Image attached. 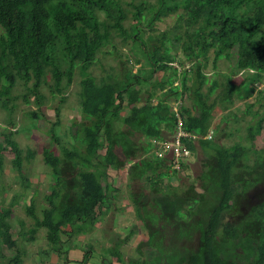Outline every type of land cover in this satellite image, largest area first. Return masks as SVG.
I'll use <instances>...</instances> for the list:
<instances>
[{"label": "trees", "instance_id": "trees-1", "mask_svg": "<svg viewBox=\"0 0 264 264\" xmlns=\"http://www.w3.org/2000/svg\"><path fill=\"white\" fill-rule=\"evenodd\" d=\"M172 15H176V21L171 30L156 41H141L142 24L148 16L151 19L147 26L152 30L155 22ZM127 19L131 20L128 29L124 25ZM118 37L124 42L145 45L144 66L136 72L130 70L119 77L97 81L88 70ZM176 51L182 53L187 64L179 62ZM222 58L232 63L227 74L217 71ZM175 62L182 71L173 66ZM209 62L213 79L204 71ZM167 71L170 74L165 75V80L152 81L158 72ZM76 72L81 77L80 109L88 124L76 129L72 149L60 148L75 173L73 202H68L69 193L61 187L63 178L55 156L44 151V163L51 169L59 191L48 198L41 217L36 216L33 204L27 207L33 227L22 233L26 240H33L37 230L44 229L49 249L66 254L61 250L62 233L68 237L81 235L98 223L116 192L111 186L103 192L100 183L108 168L120 164L115 151L131 158L140 150L127 137L129 131L124 133L126 148L118 144L113 136L115 124L131 127L145 123L149 139L148 145L141 147L145 153H149L151 139L162 140L180 125L184 132L198 137L195 141L183 139L191 153L196 152L197 145L212 153L213 170L202 174L198 188L188 185L177 190L170 185L179 174L169 172L166 161L154 156L152 162H142L141 175L148 185L153 191L161 188V196L154 199V211L145 217L146 222L150 227L166 223L172 232L168 251L151 252L150 261L144 260L146 255L143 260H135V264H163L160 254L167 264H264V201L255 204L246 220H239L244 197L264 185V144L253 149L256 136L251 127L247 129V146L236 143L224 147L203 138L211 128L216 105L228 108L255 93L264 100V92L256 90L264 84V0H0V110L6 112L9 124L19 99L13 96L17 84L26 93L34 94L40 109L44 102L42 86H47L52 96L64 99L62 96L72 85ZM238 74L242 78L236 84L233 77ZM165 89L177 99H188L190 109L172 112L163 93ZM142 92L147 99L138 106ZM125 107L130 113L122 118ZM250 107L248 104V113ZM253 115L258 118L256 126L263 130L264 111ZM31 116L39 118L36 111ZM55 116L54 125L59 123V108ZM53 139L60 144L57 136ZM34 155L27 149L11 161L22 181L26 180L23 164ZM251 155L254 169L248 162ZM137 168L136 164L131 165V170ZM165 180L170 185L160 187ZM140 205L144 207L145 203ZM11 213V208L0 211V244L16 249V240L10 233ZM137 217H141L139 209ZM160 228L149 231L148 243L155 242V234L164 230L163 225ZM164 240L160 238L161 242ZM174 243L180 246L172 249ZM143 244L140 242L139 246ZM236 249L248 259L246 262L237 261L240 254ZM0 257L5 260L3 264H22L21 253L13 258ZM115 258L121 261L119 251ZM86 260L87 256L83 261ZM67 263L65 259L63 264Z\"/></svg>", "mask_w": 264, "mask_h": 264}, {"label": "rangeland", "instance_id": "rangeland-1", "mask_svg": "<svg viewBox=\"0 0 264 264\" xmlns=\"http://www.w3.org/2000/svg\"><path fill=\"white\" fill-rule=\"evenodd\" d=\"M122 1L130 2L131 0ZM150 19L151 16H148L142 24L141 41H146L148 38L151 40L153 38V41H156L159 36L171 30L176 21V15L168 16L155 22L151 27L152 30L147 26ZM129 21L131 20L127 19L124 24L126 29L130 27ZM143 46L140 43L133 44L130 40L124 42L120 37L115 38L113 46H107L98 55L96 62L89 68L88 72L97 81L108 80L112 76L119 77L130 70L136 72V70L144 66L143 54L147 50ZM176 56L179 62L187 64L180 51H176ZM211 58L212 54L210 53V60ZM230 64L232 63L224 58L220 59L217 71L227 74ZM173 66H177L179 72L182 71V68L176 62ZM188 67L189 65L185 66L186 69ZM204 71L210 79L215 78L212 76L210 62ZM168 74H170L169 71L166 74L158 72L152 78V81L165 80V75ZM216 78L221 79L220 77ZM241 78L240 74L235 75L233 82L238 84ZM80 79V74L76 72L72 85L62 96L64 99L52 96L48 87L43 85L41 92L44 95V102L40 109L36 107L34 94L26 93L19 83L13 91V96L19 97V99L15 102L16 107L10 119V124L8 123L9 117L6 112L0 110V134L2 133L0 135V156H2L0 211L4 212L6 209L11 208L12 213L9 217L10 233L17 243L16 249H10L0 244V255L6 258H13L17 253H21L22 264H62L65 259H70L74 263L73 260L78 258L84 260L85 256L92 259L91 261H99L101 264H115V257L119 248L123 253L121 258L123 264H135L136 259L138 260L140 257L139 260H143L146 255H148L147 259L144 260L150 261L153 256V253L149 256L151 252L158 250L162 252L168 251L169 233L172 230L166 223H159L154 225V227H150L146 222L145 217H148L154 211V199L161 196V188L153 191L151 186L148 185L149 182L145 180V176L141 175L144 172L142 162H152L154 160L153 147H149V153L141 150V147L147 146L149 142L146 136L147 125L141 122L131 127L119 123L115 124L113 136L118 144L124 149L126 148L127 138L124 133L129 131L127 132V137L132 139L140 150L136 152L137 155L135 157L131 158L120 152V150L119 152L115 151L120 164L117 168H108L106 176L100 180L103 192L107 191L108 186H111L116 191L113 199L110 200L109 206L102 211V216H100L98 223L86 228L81 235L68 237L65 232L62 233L61 240L64 244L61 250L63 252L66 251V254L53 252L49 249L44 229L37 230L33 240H26L22 235V233H26L33 227V220L27 214V207L33 204L36 216L41 217L42 210L47 207L48 198L55 195L56 191H59L52 180L51 169L44 163V151L55 156V163L63 178L61 187L69 193L68 202H73L71 190L75 187V173L68 161L64 159L60 148L72 149L75 145L74 134L76 129H79V125L88 124L84 120L80 109ZM177 83L178 81H175L174 85ZM132 89L134 90L136 87L133 86ZM256 90L264 92V84L256 87ZM163 93L167 102L171 105L172 112L176 113L181 109H190V101L185 97L177 99L167 89ZM159 94L160 91H157L156 95ZM254 95V97L246 101H237L228 108L216 105L211 114L210 130L213 132L212 140L224 147H230L236 143L247 146V129L251 127L253 134L256 136L253 149L262 148L264 144V129L260 131L259 127L256 126L258 118L253 113L260 114L264 111V100L260 95L256 93ZM213 98L214 95L211 96V100ZM146 99L147 94L142 92L138 106H141ZM248 104L251 105L249 113L246 111ZM57 108H59V123L54 125L56 121L55 110ZM34 111L37 112L39 118L31 116ZM129 113L130 110L125 107L121 112V117H127ZM54 136L59 138L60 144L53 139ZM164 138H169V136ZM196 147V152L194 154L191 153L190 165L185 168L183 174L176 175L172 180L173 184L171 183L170 185L165 180L160 184V187L169 184L172 188L178 187L177 190L185 189L188 185L198 188L202 174L207 170H213L210 169L213 166V156L212 153L205 149L203 150L198 145ZM27 149L34 152L35 155L31 161L24 162L22 171L26 180L22 181L18 172L13 168L11 161L18 153L24 155ZM250 157L248 160L249 166L254 169L252 166L254 156L251 155ZM133 164L138 166L137 170H131V165ZM167 173L169 172L167 171ZM148 174L150 175V172ZM246 193L243 195L245 196ZM244 199L240 204V213L242 214L241 218H239L240 221L248 218L255 204L264 201V185L258 186L257 190L249 191ZM12 202H14L13 205ZM140 203H145V208ZM138 209L141 213L140 218L137 217ZM155 212L158 214V211ZM233 222L236 223L237 218L234 217ZM162 225L164 232H157L155 234V242L148 243L150 242L149 231L154 228L156 230ZM68 230L64 229L66 232ZM161 237L165 238L163 242L160 241ZM147 238L149 241H144L146 244L137 245L140 240ZM179 246V243H174L171 248L176 249ZM236 252L240 254L237 261L243 263L248 260L241 254L240 249H236ZM162 256L160 254L161 261L165 264L166 259ZM3 263H5V260L0 257V264ZM143 263L147 264L146 262Z\"/></svg>", "mask_w": 264, "mask_h": 264}, {"label": "built area", "instance_id": "built-area-1", "mask_svg": "<svg viewBox=\"0 0 264 264\" xmlns=\"http://www.w3.org/2000/svg\"><path fill=\"white\" fill-rule=\"evenodd\" d=\"M180 124V120H179ZM211 130L206 134L205 139H212ZM183 139L195 141L198 139L195 134L184 132L180 125L169 138L162 140L151 139L150 144L153 147L156 158L167 162L169 172L183 174L185 168L190 165L191 151L186 147Z\"/></svg>", "mask_w": 264, "mask_h": 264}, {"label": "crops", "instance_id": "crops-1", "mask_svg": "<svg viewBox=\"0 0 264 264\" xmlns=\"http://www.w3.org/2000/svg\"><path fill=\"white\" fill-rule=\"evenodd\" d=\"M140 240V239H139ZM147 240H148V238L147 239H143L142 241L140 240L139 242H138V246H139V243L141 242H143L144 244H146L144 241H146L147 242ZM124 245H126V244H124ZM142 246V245H141ZM117 251H119V253H120V255H121V258L123 257L122 256V251H120V249L118 248V250ZM140 258V257H139ZM138 258V259H139ZM92 259H89V257H88V260H86V262L85 261H83L82 259H80V258H78V259H76V260H73L74 261V263L70 260V259H68L67 261H68V263L67 264H101V262H99V261H96V262H94V261H91ZM137 260V259H136ZM104 262H105V260H104ZM64 263V262H63ZM62 263V264H63ZM115 264H123V262H122V260L120 261V262H118V261H116V263Z\"/></svg>", "mask_w": 264, "mask_h": 264}, {"label": "clouds", "instance_id": "clouds-1", "mask_svg": "<svg viewBox=\"0 0 264 264\" xmlns=\"http://www.w3.org/2000/svg\"><path fill=\"white\" fill-rule=\"evenodd\" d=\"M211 129V128H210ZM151 145V144H150ZM152 147V146H151ZM155 156V155H154ZM180 175V174H179Z\"/></svg>", "mask_w": 264, "mask_h": 264}]
</instances>
